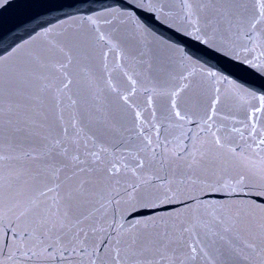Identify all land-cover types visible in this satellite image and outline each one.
<instances>
[{
  "label": "snow or ice",
  "instance_id": "obj_1",
  "mask_svg": "<svg viewBox=\"0 0 264 264\" xmlns=\"http://www.w3.org/2000/svg\"><path fill=\"white\" fill-rule=\"evenodd\" d=\"M0 264H264V0H0Z\"/></svg>",
  "mask_w": 264,
  "mask_h": 264
}]
</instances>
